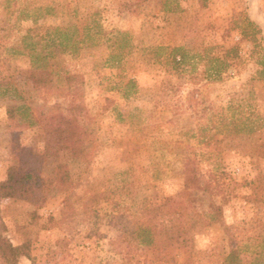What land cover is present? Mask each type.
<instances>
[{"label":"rangeland","instance_id":"rangeland-1","mask_svg":"<svg viewBox=\"0 0 264 264\" xmlns=\"http://www.w3.org/2000/svg\"><path fill=\"white\" fill-rule=\"evenodd\" d=\"M45 6L50 16L36 14ZM245 18L257 42L242 36ZM92 21L103 35L74 53L51 48L52 89L36 90L31 44L49 27ZM173 47L184 65L168 58ZM262 51L264 0H0V182L44 150L42 117L68 128L76 114L88 131L86 160L64 153L43 165L45 179L67 165L70 184L36 206L0 200V232L14 247L28 241L34 264H224L233 247L249 261L264 238V81H250ZM225 56L223 76L209 78ZM184 155L211 185L196 203L207 220L190 255L177 245L159 260L122 226L161 228L144 210L182 190Z\"/></svg>","mask_w":264,"mask_h":264},{"label":"trees","instance_id":"trees-1","mask_svg":"<svg viewBox=\"0 0 264 264\" xmlns=\"http://www.w3.org/2000/svg\"><path fill=\"white\" fill-rule=\"evenodd\" d=\"M35 11L36 14H43L44 17L45 15L50 16L53 8L45 6L35 9ZM244 22L250 31H243L242 36L257 42L256 36L260 33L258 26L248 18H245ZM92 23L90 25L87 22L82 24L69 22L64 27H49L45 30L44 39L41 38L39 47H36V44H31L28 53L32 65L29 79L36 90L50 91L52 89L53 73L48 63V60L53 56L52 50L59 49L74 53L84 44L92 43L95 35H103L100 24L95 21ZM120 35L124 39L125 36ZM168 50V58H171L175 66L185 64L184 48L173 47ZM232 52H235L233 58H236L238 56L236 49L233 48ZM227 60L226 56L223 59L215 58L214 61L225 68L214 70L208 77L220 79L227 70ZM257 65L259 70L256 72V76L250 80L252 82L254 80L264 81V51L258 53ZM126 88L128 91L132 90L134 82L129 81ZM37 123L44 131V150L41 153H29L20 166L8 170L5 180L0 182V200L15 199L30 205H39L50 190L62 192L71 181L70 171L65 164L57 165L51 179L43 178L41 173L47 159L56 158L64 153L70 154L76 161L87 158L83 140L88 131L79 116L74 114L72 124L68 128L62 127L53 118L42 117ZM205 132L206 129H199V139L206 138ZM181 175L183 178L181 191L165 198L160 205L144 210L145 217L155 220L157 224L160 222V229L148 222L126 223L122 226L123 233L129 243L157 252L159 260H163L165 254L172 255L173 249L177 245L183 246L187 250V255H190L193 248L192 234L200 224L207 220L199 213L196 203L201 198L200 194L210 192L211 185L209 181L204 180L193 155L182 157ZM210 207L213 208V205ZM167 224H170L172 230H170L169 236L164 239L161 235ZM261 240L263 246L260 251L251 254L249 261L245 259L246 256L240 249L233 247L224 259V264H264V238ZM166 242L170 245L165 246ZM22 258L29 261L30 264L35 263L30 243L25 241L14 247L0 232V263L19 264Z\"/></svg>","mask_w":264,"mask_h":264}]
</instances>
